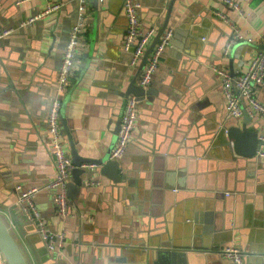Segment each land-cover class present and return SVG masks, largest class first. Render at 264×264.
<instances>
[{"label": "crops", "instance_id": "obj_1", "mask_svg": "<svg viewBox=\"0 0 264 264\" xmlns=\"http://www.w3.org/2000/svg\"><path fill=\"white\" fill-rule=\"evenodd\" d=\"M140 1L143 27L158 33L169 11L165 31L173 35L146 87L150 92L139 98L135 135L118 159L122 178L89 167L61 217L53 200L58 189L50 186L57 169L47 113L79 0H0V33L11 30L0 37V217L29 264H144L142 251L164 241L191 245L187 264H236L219 253L230 245L243 250L246 264H264V159L237 154L218 134V119L228 114L213 70L224 67L234 76L264 47V0H233L240 9L224 0ZM49 2L64 5L21 25ZM218 12L254 41H238L224 54L233 29ZM87 15L61 125L70 152L66 126L82 156L106 162L117 141L123 94L132 79L139 84L142 69L123 48L124 0H91ZM257 97L264 103V86ZM243 105L251 107L247 100ZM248 127L264 134V117H253ZM35 186L48 227L66 233L62 251L48 250L18 202ZM230 225H237L233 235Z\"/></svg>", "mask_w": 264, "mask_h": 264}, {"label": "built area", "instance_id": "obj_2", "mask_svg": "<svg viewBox=\"0 0 264 264\" xmlns=\"http://www.w3.org/2000/svg\"><path fill=\"white\" fill-rule=\"evenodd\" d=\"M90 1L91 0H79L77 18L72 26L64 51L63 60L58 70L57 91L51 98L47 113L49 144L52 149L57 169V176L55 180L51 182L50 186L58 189L53 196V200L57 206V213L61 217L68 214L71 206V201L67 193V184L71 180L73 170L75 169L71 153L66 146L65 134L61 125V106L63 97L69 89L73 70L78 62L82 46V37L86 30L88 20L87 13ZM224 1L233 5L235 8L240 9L239 3L233 0ZM63 5L62 2H49L40 13L30 16L27 20L23 21L21 25L26 26L32 24L40 18L57 12L63 7ZM141 7L142 3L140 0H124L128 26L124 36L123 48L126 52H131V63L133 65L141 63L144 54L157 34L155 26L148 28L143 27L140 17ZM217 14L224 18L233 29L232 35L224 47V54H228L232 46L238 41L243 39L250 42L254 41L251 37L245 38L239 25L224 13L218 12ZM10 32V29L5 30L0 33V37ZM172 35L173 30L168 29L161 35L159 41L153 47L142 68L139 85L148 87L152 84L154 74L160 65L162 53L170 44ZM213 70L222 81L228 116L241 117L245 110L243 100H247L251 106L247 109L249 115L251 117L257 115L264 117V103H262L257 97V88L264 86V47L252 56L244 70L234 76L224 67L214 66ZM139 114V96L132 93L127 97L125 103L117 141L111 152V159H119L126 152L135 135ZM260 139L264 141V134L260 135ZM256 155L259 158L264 159V147L259 149ZM95 165L96 164H89L86 166L93 168ZM93 183H96V181L89 182V184ZM39 190L40 188L35 186L23 191L18 198V202L23 205L26 218L36 224L37 232L41 235L48 250L50 252L62 251L67 242L66 233L64 231H53L48 227V224L46 220L43 219L34 199ZM219 253L223 257L233 260L236 264H246L243 250L236 245L226 246L222 248Z\"/></svg>", "mask_w": 264, "mask_h": 264}, {"label": "water", "instance_id": "obj_3", "mask_svg": "<svg viewBox=\"0 0 264 264\" xmlns=\"http://www.w3.org/2000/svg\"><path fill=\"white\" fill-rule=\"evenodd\" d=\"M96 4H99V0H95ZM172 9V8H171ZM126 14V13H125ZM169 11L167 14V21L164 26L159 29L158 33L152 40L149 48L143 56L140 63V70L143 68L148 55L152 51L155 44L159 41L161 35L166 29L168 23ZM216 21L221 22L216 19ZM223 53L220 52V55ZM150 92L146 87L137 84L136 79H132L127 90L123 95L128 97L130 94H136L139 98H142L146 93ZM227 114L228 111H225ZM253 121V117L249 115L248 110H244L242 117L227 116L226 119L220 118L217 123L218 134L224 136L233 150L242 156L254 157L259 149L264 147V141L260 139V134L257 130H251L248 125ZM121 126V120L117 122L116 131L119 132ZM70 143H71V156L75 169L73 170V178L67 184V193L70 197L80 192L83 187L84 181L82 174L88 170V166L82 167V164H96L94 170L99 171L102 174H108L116 180H120L122 175L119 170V160L110 159L104 162L103 159L84 157L82 156L76 147L73 139V134L66 126ZM230 141V142H229ZM92 170V168H90ZM89 170V171H90ZM173 174H168L167 183L172 182ZM234 222V220H232ZM232 235L237 225H230ZM231 235L230 240H233ZM194 250L191 245L176 244L170 241H164L162 243H152L147 250H143L144 264H187L189 252ZM0 256L2 263L4 264H29L27 257L19 245L17 239L12 234L6 221L0 217Z\"/></svg>", "mask_w": 264, "mask_h": 264}]
</instances>
